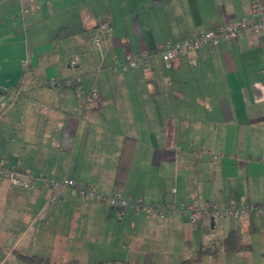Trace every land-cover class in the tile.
<instances>
[{
    "label": "crops",
    "instance_id": "1",
    "mask_svg": "<svg viewBox=\"0 0 264 264\" xmlns=\"http://www.w3.org/2000/svg\"><path fill=\"white\" fill-rule=\"evenodd\" d=\"M251 15L249 0H0V87L9 91L0 107V167L73 178L145 204L263 203V41L246 33L171 67L155 54L162 42ZM104 22L110 32L101 30ZM143 50L152 55L128 68L125 55ZM202 150L218 157H197ZM51 197L41 180L22 189L0 174V264H28L16 251L44 264H179L231 231L251 250H219L201 264H264V244L255 254L243 240L244 232L263 233L261 217L205 214L191 223L204 233L195 249L188 212L161 220L67 187Z\"/></svg>",
    "mask_w": 264,
    "mask_h": 264
},
{
    "label": "built area",
    "instance_id": "2",
    "mask_svg": "<svg viewBox=\"0 0 264 264\" xmlns=\"http://www.w3.org/2000/svg\"><path fill=\"white\" fill-rule=\"evenodd\" d=\"M252 11L251 17L241 18L233 24H229L218 30L211 29L203 33H193L187 35L179 41L168 40L158 44L155 54L159 55L167 67H171L172 64L181 56L198 54L203 51H208L218 47L224 42H234L240 40L246 33H251L258 36L264 43V7L261 0H249ZM29 9L22 8V18L27 15ZM101 30L110 32L112 30L109 22H104L100 25ZM97 45L100 39L97 36L92 38ZM152 55L149 50H143L140 53H127L125 55V65L128 68H138L144 64L147 59ZM78 64L77 59H71L70 65L75 66ZM192 65H196L195 61H192ZM79 81V78H76ZM52 87L57 84L55 81L50 82ZM67 86H72V80H66ZM8 90L0 87V107L7 100ZM94 98H99L98 93L93 94ZM204 155H210L216 159L218 156L212 154L208 150H202L197 153V157ZM264 162V156L259 159ZM1 174V170H0ZM6 178L10 184L14 187L29 189L37 181L41 180L45 188L52 191L51 201H55L58 198V192L67 187L72 194L81 197H95L98 201L107 203L111 208L119 211L126 208H133L136 212L142 211L148 217L155 215L156 217L163 219L170 213H189V220L191 223L199 222L205 214H211L215 219H221L224 215L232 217L234 219H241L248 215L264 218V202L253 203L249 201H231L228 206H221L217 204H206L202 207L194 204L187 203H163L158 202L154 204H145L141 197L125 196L122 191L117 190L110 195L100 193L95 186L86 185L82 182H78L73 178L65 179L57 182L47 179L43 176L36 175H24L15 170L6 172Z\"/></svg>",
    "mask_w": 264,
    "mask_h": 264
},
{
    "label": "trees",
    "instance_id": "3",
    "mask_svg": "<svg viewBox=\"0 0 264 264\" xmlns=\"http://www.w3.org/2000/svg\"><path fill=\"white\" fill-rule=\"evenodd\" d=\"M128 142L130 143L131 146H129V144L126 143L124 147V150H123V153L120 159L119 167H118V173H117L116 180H115V184L119 187L123 184V174L128 169L130 158L132 155L131 154L132 153L131 150L133 147L131 144L132 141L129 140ZM128 147H130L131 149H127ZM0 170H1V174L5 176H6V172L10 171V169L6 168L3 165L0 167ZM14 170L22 174V171L17 170V169H14ZM219 250H222L226 253H238L240 251L251 250V246L249 244L243 243L242 236L238 231H231L224 238L217 240L216 244H212L211 246L203 249L202 251L197 252L196 255L180 262L179 264H201L204 257L208 255L215 257L216 255H218ZM14 254L16 258L23 263L44 264L43 258H40L38 256L26 255V254L19 253L17 251ZM45 263L50 264L48 261ZM66 264H77V263H66Z\"/></svg>",
    "mask_w": 264,
    "mask_h": 264
},
{
    "label": "rangeland",
    "instance_id": "4",
    "mask_svg": "<svg viewBox=\"0 0 264 264\" xmlns=\"http://www.w3.org/2000/svg\"><path fill=\"white\" fill-rule=\"evenodd\" d=\"M106 205H108V204L106 203ZM174 214L177 215L178 213H172V214L170 213L167 217H165V218H163L161 220L170 218ZM223 218H230V217L224 215ZM257 218H259V217H257ZM259 219H264V218H259ZM227 220H229V219H227ZM258 221L259 222H261V221L264 222V220H258ZM188 223L190 224L189 225L190 228H193V230H194L193 236H192V239H191L192 240V247H194L195 249H197L199 247L200 243H202V239H203L202 235L204 233H203L202 229L199 228L198 226L192 225L191 222H188ZM262 227H263V233L260 234V235H258V237L257 236H254L253 234L249 235L246 232H244V234H243V240L245 242H247V243H252L254 245L253 247L255 248V251H254L255 254H259L260 247H262L263 244H264V224H263ZM177 232H178V235H180V229Z\"/></svg>",
    "mask_w": 264,
    "mask_h": 264
}]
</instances>
